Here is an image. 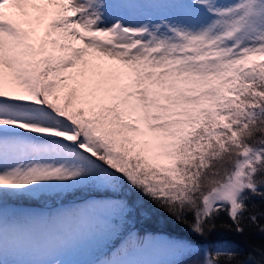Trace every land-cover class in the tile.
I'll return each mask as SVG.
<instances>
[{
  "label": "snow or ice",
  "instance_id": "obj_1",
  "mask_svg": "<svg viewBox=\"0 0 264 264\" xmlns=\"http://www.w3.org/2000/svg\"><path fill=\"white\" fill-rule=\"evenodd\" d=\"M63 188L93 264H152L116 258L146 203L190 233L169 264H264V0H0V264L5 202Z\"/></svg>",
  "mask_w": 264,
  "mask_h": 264
},
{
  "label": "trees",
  "instance_id": "obj_2",
  "mask_svg": "<svg viewBox=\"0 0 264 264\" xmlns=\"http://www.w3.org/2000/svg\"><path fill=\"white\" fill-rule=\"evenodd\" d=\"M58 192L60 194H57ZM89 200L90 197L87 192L72 194L70 188H63L50 190V194L38 203H25L21 201L16 204H10L6 201L4 206L5 227L11 217L15 218L14 222L17 226H29L27 229L23 228L25 231L22 232L21 236L26 234L27 238L34 243L32 249H38V245L44 235H46L45 231L51 220V215L56 214V217L59 218L64 213H74L78 209L84 208L86 202ZM42 213L43 219H36V217ZM143 213L142 217L136 218L135 225L142 235H147L150 238L151 242L148 248L130 256L116 258L125 261H147L152 262V264H169V262L176 259L180 253L169 251L166 249L163 242L169 238H187L190 235L189 231L183 224H179L173 220L167 212L152 208L147 203L145 204ZM29 215L32 216L31 219H28ZM74 218L76 217L66 220L71 223ZM227 219L228 218L225 216L224 220L227 221ZM246 236L248 240L256 243L264 242V236L259 233L247 232ZM219 238L231 239L240 243L241 247H244V244L241 243L244 237L237 236L234 233L225 231L214 233L213 236L210 237V239ZM95 259L96 256L93 251L92 243H90L81 259L75 264H93Z\"/></svg>",
  "mask_w": 264,
  "mask_h": 264
},
{
  "label": "rangeland",
  "instance_id": "obj_3",
  "mask_svg": "<svg viewBox=\"0 0 264 264\" xmlns=\"http://www.w3.org/2000/svg\"><path fill=\"white\" fill-rule=\"evenodd\" d=\"M42 215L43 213L38 215L36 219H43ZM31 217L29 215L28 219H31ZM57 219L56 214L51 215V220L45 231L46 235L38 245V249H32L34 243L27 238L26 234L21 236L22 232L25 231L23 228L27 229L29 226H18L19 231L16 234V240L20 245V249L16 258L23 261L24 264H51L52 261L57 259L61 260L62 264L77 263L91 241L81 226L79 218L72 219L71 223L68 220ZM54 220L57 221L53 222ZM14 221L15 218L11 217L5 227L6 242L11 238L8 228Z\"/></svg>",
  "mask_w": 264,
  "mask_h": 264
}]
</instances>
